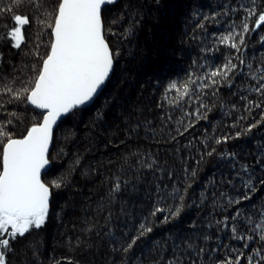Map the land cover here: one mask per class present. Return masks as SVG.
Returning <instances> with one entry per match:
<instances>
[{
	"label": "trees",
	"instance_id": "1",
	"mask_svg": "<svg viewBox=\"0 0 264 264\" xmlns=\"http://www.w3.org/2000/svg\"><path fill=\"white\" fill-rule=\"evenodd\" d=\"M54 3L47 0L49 6ZM250 3L251 0H119L103 9L106 40L118 53L113 72L91 105L72 111L55 130L50 168L41 178L51 186L53 180L63 177L62 186L50 187L46 224L17 238L14 251L9 253V264H154L157 260L166 264L174 255H179L183 264H192L193 260L197 264H218L225 256H233V249L249 252L241 240L232 239L229 229L216 224L232 213L233 206L227 204V199L236 195V190L226 183L234 175L232 160L222 158V154H237V168L242 163H253L256 146L264 143V124L226 143L215 141L243 132L259 120L262 111L253 108L249 113L242 97L264 100L248 90L255 81L248 78L247 67L251 63L254 70L264 64V44L260 42L264 26L245 34L246 43L239 51L218 39L234 25L236 33L240 32L244 16L240 5ZM0 7L12 4L10 0H0ZM17 10L31 15L26 7ZM114 18L117 23L112 22ZM132 20H139V24L134 33L126 34L125 28ZM247 22L250 27L254 23L252 19ZM6 24L11 26L10 14L0 13V88L7 82L18 90L34 77L33 65H38L48 51L50 29L41 31L36 22L25 26V42L16 49L6 38ZM226 59L237 65L236 74H229L230 81L217 77L218 86L201 89L207 74ZM173 82L176 88H169ZM185 84L188 95L181 99L179 92ZM198 95L199 101L195 99ZM200 102L207 105V111L200 110L206 111L207 119L185 115L196 112ZM0 105V124L14 138L26 134L34 118H38V109L23 100H12L2 90ZM8 120L12 122L6 123ZM189 124L193 126L183 136L176 134L177 128L183 131ZM212 149L215 152L207 155ZM133 153L147 163L155 160L156 164L152 168L139 166V171H134L125 164V158H130L135 165L137 156ZM77 158L79 164L74 163ZM121 169H125L122 178L127 184L115 201H109L111 178ZM157 185L166 193L177 191L178 195L160 200ZM258 187L252 200L238 206L242 212L264 200V187ZM221 192L226 194L223 198ZM202 193L206 199H202ZM212 193L216 194L217 204H213ZM101 202L106 207L97 212ZM177 205L182 206L180 214L165 222L164 217ZM156 206L165 211L153 217L150 213ZM109 210L112 218L106 223ZM239 220L247 224L244 215ZM142 222H147L152 231L140 236L129 253L117 251L139 235ZM256 222L258 215L254 217ZM205 235L210 239L205 241ZM186 241L197 251L205 249L202 259L187 249ZM251 247L260 245L254 242ZM213 248L217 251H211Z\"/></svg>",
	"mask_w": 264,
	"mask_h": 264
},
{
	"label": "snow or ice",
	"instance_id": "2",
	"mask_svg": "<svg viewBox=\"0 0 264 264\" xmlns=\"http://www.w3.org/2000/svg\"><path fill=\"white\" fill-rule=\"evenodd\" d=\"M10 2L12 7H0V13L10 14L11 26L6 24L5 28L7 29L6 38L11 42V46L16 49L21 48L25 42V26L34 22L41 26V31L50 29V43L48 51L40 58L38 65H33L34 77L22 89L14 90L7 82L0 88L10 94L12 100H23L40 110L37 114L38 118H34V122L21 138H14L5 130L3 124H0V264H9V253L14 251L13 243L18 237L22 238L33 229H41L46 224L50 210V187L60 188L63 183V177H61L53 180L49 186L41 178L42 170H45L50 163L49 151L54 140V128L58 126V121L65 114L71 113L93 99L98 89L109 78L113 70L114 58L118 55L112 51L106 40L105 21L102 15L104 7L115 4L117 0H55L51 6L47 4V0H10ZM21 7L28 8L31 15L17 10ZM240 9L244 12L239 24L240 32L236 33L234 25L227 35H221L218 38L220 43L237 51L246 43L245 34L256 32L264 26V0H261L259 4L257 0H251L250 5H240ZM249 19L254 22L251 27L247 22ZM112 22L118 21L114 18ZM138 24L139 20H132L129 27L125 28V33H134ZM260 42L264 44V35L260 36ZM36 55L39 56V52ZM240 64L244 65L245 61L241 59ZM247 67L250 69L248 78L255 81L248 90L264 98V64L254 70L251 63ZM236 70L237 65L230 59H226V63L207 74V82L201 84L200 88L218 86L220 81L216 79L217 77L230 81L229 74L235 75ZM199 79L204 80L205 77H199ZM169 88H176L175 82L171 83ZM179 95L181 99L188 95L187 84L183 86V91H180ZM195 99L199 101L200 96H196ZM242 99L247 101L245 108L249 113L253 108L262 109L259 120L249 124L243 132H237L235 137L217 138L216 144L247 135L254 128L264 124V100L257 102L249 100L247 96H243ZM201 109L207 111V105L203 102H200L196 112H186L185 115L207 119L206 111L201 113ZM11 122V120L6 121L8 124ZM192 126L189 124L183 128V131L177 128L176 134L183 136ZM214 152L215 149H212L207 155L211 156ZM131 155L137 156L135 153ZM236 155L235 153L222 154V158L227 156L232 160L231 167L234 175L228 178L226 183L236 190V195L235 197L229 195L227 199V204L233 206L232 213L224 215L216 221V224L229 229L232 239L241 240L243 248L249 249V252L233 249L234 255L225 256L223 260L218 261V264H264V200H261L259 205H251L245 212L238 207L245 201L252 200L253 195L259 191L258 186L264 187V143L256 146V152L253 153L254 161L251 164L242 163L237 168ZM74 163L79 164V158ZM125 164L134 171H139V166L152 168L156 161L147 163L137 156L135 165L130 158H125ZM124 171L125 169H121L111 178L109 201H115L127 184V181L122 178ZM192 174L195 175V172ZM169 175L172 174L169 173ZM237 182H239L238 185ZM156 194L160 200H164L169 195L175 198L178 192L166 193L157 185ZM215 195L212 193L213 204L218 203ZM219 195L223 198L226 194L221 192ZM180 199L183 200V197ZM202 199H206L203 193ZM105 207L106 205L101 202L97 205L96 211L103 212ZM181 210V205H177L174 211L170 210L164 217L165 222L169 217L178 216ZM164 211V208L156 206L150 215L154 217ZM242 215L245 216L246 225L239 220ZM257 215L259 222L254 224V217ZM111 218L112 214L109 210L108 215L105 216V222H109ZM147 219L146 217L145 221ZM230 220L238 223L230 224ZM151 231L152 228L148 226V223L142 222L138 229L139 235L132 237L126 246L116 250L125 254L129 253L140 236ZM253 233L256 235L254 236ZM203 239L207 241L210 237L205 235ZM116 242L113 241V243ZM254 242L260 247L252 248L251 245ZM185 244L187 249L203 258L202 254L205 252L203 247L197 251L192 243L186 241ZM211 251L215 252L217 249L213 248ZM54 264H60V261H54ZM69 264H71L70 261ZM154 264H160V261L157 260ZM166 264H183V259L179 255H174ZM192 264H197V261L193 260Z\"/></svg>",
	"mask_w": 264,
	"mask_h": 264
},
{
	"label": "water",
	"instance_id": "3",
	"mask_svg": "<svg viewBox=\"0 0 264 264\" xmlns=\"http://www.w3.org/2000/svg\"><path fill=\"white\" fill-rule=\"evenodd\" d=\"M119 0H117V2H118ZM116 2V3H117ZM108 6V5H107ZM107 6H105V7H107ZM104 7V8H105ZM112 72H113V70L110 72V75H109V78L105 81V83H104V85H102L101 86V88L100 89H98V92H97V94L93 97V99L91 100V101H89L88 103H86L85 105H81V106H79L78 108H76V109H80V108H83V107H87V106H89V105H91V102L101 93V89L106 85V83L108 82V80L110 79V77H111V74H112ZM30 106H32V105H30ZM32 107H34V106H32ZM76 109H74V110H76ZM37 110V109H36ZM73 110V111H74ZM40 111V110H39ZM68 114H70V113H68ZM68 114H65L61 119H60V121L63 119V118H65L66 116H68ZM60 121H58V125H59V123H60ZM59 126H55V128H54V132H55V130L58 128ZM51 146H52V144L50 145V151H51ZM50 151H49V154H50ZM50 168V163H49V165L46 167V169L45 170H42V174L43 173H45L46 171H48V169Z\"/></svg>",
	"mask_w": 264,
	"mask_h": 264
}]
</instances>
